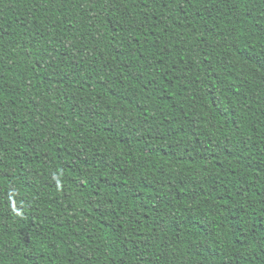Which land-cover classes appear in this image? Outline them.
<instances>
[{"label":"trees","instance_id":"1","mask_svg":"<svg viewBox=\"0 0 264 264\" xmlns=\"http://www.w3.org/2000/svg\"><path fill=\"white\" fill-rule=\"evenodd\" d=\"M0 264H264V0H0Z\"/></svg>","mask_w":264,"mask_h":264}]
</instances>
